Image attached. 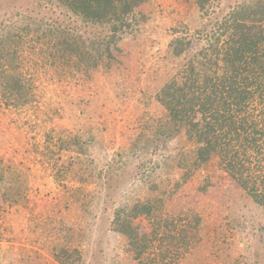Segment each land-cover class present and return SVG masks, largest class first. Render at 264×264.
Instances as JSON below:
<instances>
[{
    "label": "rangeland",
    "instance_id": "1",
    "mask_svg": "<svg viewBox=\"0 0 264 264\" xmlns=\"http://www.w3.org/2000/svg\"><path fill=\"white\" fill-rule=\"evenodd\" d=\"M240 1L205 0L202 9L198 0H145L131 27L111 33L110 65H29L34 101L18 109L0 101V159L23 171L27 184L17 202L0 197V264H60L55 257L64 247L79 251L81 260L68 258L72 264H139L160 249L166 264H264V210L217 158L185 177L192 143L182 132L167 142L166 154L177 159L168 157L161 181H149L141 178L152 165L148 156L131 153L145 129L165 118L154 93L173 71L167 43ZM69 132L90 139L94 165L109 169L106 179L82 182L64 170L70 153L52 141ZM119 147L129 153L122 161ZM144 203L151 212L142 211ZM115 218L134 232L116 231Z\"/></svg>",
    "mask_w": 264,
    "mask_h": 264
},
{
    "label": "trees",
    "instance_id": "2",
    "mask_svg": "<svg viewBox=\"0 0 264 264\" xmlns=\"http://www.w3.org/2000/svg\"><path fill=\"white\" fill-rule=\"evenodd\" d=\"M144 1L6 0L0 7V101L16 109L34 101L29 65L35 70L44 65H110L116 60L111 33L121 24L131 27ZM204 2L198 0L200 8ZM166 47L173 71L154 93L165 118L147 127L131 152L148 156L152 163L144 165L141 178L156 179L162 166H171L169 158L177 156L166 154L167 142L184 132L192 143L185 151V177L217 158L221 169L264 210V0H242L190 34L172 37ZM52 143L56 151L70 153L64 170L80 181L108 176V168L106 174L94 165L90 139L69 132ZM45 152L47 159L54 157L50 146ZM115 152L116 161L129 154L123 147ZM23 177V171L0 159L3 201L19 200L27 188ZM132 206H119L115 215ZM142 211L151 212V203H144ZM114 223L116 231L134 232L123 218ZM78 253L75 247H64L55 258L72 264L68 258L81 260ZM166 256L160 249L139 264H166Z\"/></svg>",
    "mask_w": 264,
    "mask_h": 264
}]
</instances>
